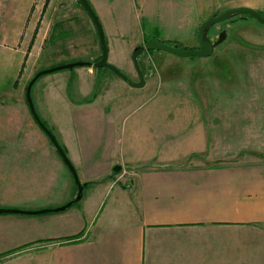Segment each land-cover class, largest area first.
Returning a JSON list of instances; mask_svg holds the SVG:
<instances>
[{"label":"crops","instance_id":"0c3cea01","mask_svg":"<svg viewBox=\"0 0 264 264\" xmlns=\"http://www.w3.org/2000/svg\"><path fill=\"white\" fill-rule=\"evenodd\" d=\"M79 1L0 0V10L27 12L23 34L28 41V29L36 32V46L26 49L23 58L34 59V53L36 57L41 55V60L46 61L39 64L43 66L41 70L92 62L93 57L98 58L94 62L100 59L97 50L88 55L84 52L80 56L72 53L62 57L57 53L49 55L45 48L53 18L66 20L61 15L53 16L65 12L78 21L79 14L72 13L79 9ZM89 1L93 4V0ZM260 1L264 5V0ZM49 14L52 17L48 18ZM70 25V22L58 24L65 38L71 32ZM103 28L110 34L106 35V41L111 58L119 47L118 33L115 26L103 24ZM75 31L73 28L71 35L74 45L79 37ZM145 39L142 33L137 35L133 47L144 44ZM8 67L17 70V66L8 64ZM87 68L95 69L96 73L85 71ZM75 69L84 71L70 75L62 87L64 95L60 96L56 88L43 89L50 93L48 99L34 103L43 121L45 117L38 106L43 102L45 112L49 108L53 134L85 186L83 197L87 193L84 205L83 197L78 201L82 204L74 222L43 225L37 231L38 237L32 241L42 243L41 253L47 251L45 257L52 259L42 264H264V156L246 153L234 161H214L209 156L213 135L208 130L206 102L200 94L201 98L178 86L155 89L142 101L130 92L124 102L111 105L106 97L114 86L104 82L102 94L97 95V72L103 68L82 66L69 71ZM119 82L116 87H120ZM201 85H205L204 90L209 87L206 82ZM25 116L28 119L27 113ZM24 132L13 133L9 126L4 136L21 140L27 138ZM34 133L43 138L40 132ZM21 149L26 150L22 146ZM49 150L53 154L55 149ZM31 151L36 157L40 154L42 162L35 163L33 170L41 175L35 173L31 181L35 190L27 196L42 194L59 184L68 195L55 200L54 206L71 200L78 188L73 186L69 168L57 160L59 177L44 176L42 151L40 148ZM11 160L10 157V166L4 167L6 162L0 164V190L8 195L13 188L28 193L27 179L23 178L22 186L13 177L21 171L25 176L30 165L12 166ZM51 163L53 166L54 162ZM116 166L121 167L119 171H115ZM8 199L0 197V208L40 210L51 208L49 203H53L42 197ZM52 213L37 218L46 219ZM81 215H86V225L82 224ZM81 231L83 234L78 235Z\"/></svg>","mask_w":264,"mask_h":264},{"label":"rangeland","instance_id":"374dc122","mask_svg":"<svg viewBox=\"0 0 264 264\" xmlns=\"http://www.w3.org/2000/svg\"><path fill=\"white\" fill-rule=\"evenodd\" d=\"M89 3L100 21H103L101 23L104 24V27H116L118 33L116 37L118 43L116 44L119 47L117 53L111 57L112 59L109 57V62L133 82H138L140 78L132 61V54L137 47V45L133 47V40L141 33L145 35L146 42L155 37L174 48L197 50L200 48L199 28L213 14H221L231 8L246 6L257 10L264 17V5L260 0H93V4L90 1ZM26 13L20 10H0V164L6 162L4 167L10 166L11 157L12 166H19L21 163L30 165L31 169L26 170L27 174L24 172L25 176H23V171L21 173L14 171L18 172V175L13 177V181L20 185L22 183V186H24L23 178L27 179L26 190L28 193L24 189L22 192L20 188H13V193L9 191V195L0 190V197L8 199L9 196L10 200L23 197L27 200L37 197L49 198L53 202L49 205L52 206L45 209H53L56 208L54 201L67 194V190L59 184L52 185V188L44 190L42 194H30L34 198L27 196L32 190H35L34 184L31 182L35 178V173L41 175L38 170H33L35 163L42 162L40 154L36 157L31 148H40L42 151L45 163L44 176L54 175L55 177V174H58L59 177L60 168L57 167L55 161H61L64 166L66 164L62 158L60 159V154L57 153L53 143L38 125L29 104L26 103L28 84L38 71L43 69V66L39 64L46 62L41 60V55L36 57V53H34V57L37 59L23 58L26 49L33 47L36 34L35 30L32 32V29L29 28L30 40L28 41L24 37ZM74 14H79L78 21L69 17L65 12H56L53 16L61 15L62 20L64 18L66 20L60 21V19L53 18V26L50 27L49 38L47 36L46 39L48 42L45 44V48L48 49L47 53L49 55L57 53V55L65 57L72 53L80 56L86 52L88 55L97 50L98 55L101 56L96 27L81 2L79 9L72 13V15ZM49 17L52 15L49 14ZM67 22L71 24L68 27L71 32L65 38V32L60 31L62 27L58 24ZM32 23L35 24L34 21ZM52 27L53 32L51 31ZM73 28H76L74 34L79 36L75 39V45L71 37ZM223 31H226V38L215 47L213 54L208 57H179L161 50L143 51L138 57L146 80V85L142 89L131 87L112 70L103 68L106 71L97 72V95L102 94L104 82H107L106 85L114 86L106 97L111 105L124 102V98H128L130 92L134 97L137 96V100L142 101L155 89L181 86L193 95L198 94L199 98H201L200 95L204 96L208 130L213 135L209 156L211 155L214 161H234L246 153H260L264 156V25L251 15L235 14L227 20L210 26L207 32L208 38L215 43ZM105 35L110 36L106 31ZM107 45L109 49V42ZM35 46L36 44H34V48ZM73 46L75 47L73 48ZM95 59L98 58L93 57L91 61L94 62ZM8 64L17 66V70L10 69ZM88 70H92L89 71L90 73H96L93 68L85 69V71ZM81 71L84 70L75 69L71 72L66 69L42 75L32 87L33 102L47 100L46 97L50 93L45 90L52 88H56L60 96L64 95L65 90L62 87L65 81L70 78V75L74 76L75 73L77 75ZM118 81H120V87H116ZM203 82L209 86H206L205 90L203 89L205 85H201ZM59 89L61 90L59 91ZM43 104L45 103L40 102L38 109L46 120L42 121L52 131L51 114L47 107L45 112ZM26 113L28 119L25 116ZM9 126L12 127L13 133L24 130L27 138L8 139V134L4 136V132H8ZM34 132H40L43 138H37ZM10 146L13 149L9 150ZM21 146L26 150H22ZM49 148L55 149L53 154ZM63 150L66 152L65 148ZM51 162H54L53 166ZM1 169L3 170V165ZM71 176L73 186L77 188L75 179L73 175ZM77 193L78 189L74 192L71 200L61 206L74 200ZM86 199L87 193L81 200L83 204L76 202L73 204L74 206L72 205L73 207L61 215L59 213L48 214L46 219H38L37 215L1 214L0 216L8 218L0 217V264L50 262L52 259L45 257L47 251L41 253L42 243L38 244L37 241H32L38 237L37 231L43 225L47 227L56 224L59 226L70 225L74 219L78 218L80 204L84 205ZM1 208L27 210L18 207ZM81 217L82 224L86 225V215H81ZM85 233H87V229ZM82 234L81 231L78 235ZM20 239H23L21 243H19ZM38 245H40L39 248Z\"/></svg>","mask_w":264,"mask_h":264},{"label":"water","instance_id":"95a60500","mask_svg":"<svg viewBox=\"0 0 264 264\" xmlns=\"http://www.w3.org/2000/svg\"><path fill=\"white\" fill-rule=\"evenodd\" d=\"M85 9L87 10L89 16L91 17L92 21L94 22L98 37H99V44L100 48L102 51L101 58L96 61V62H74V63H68L60 66H55L52 68L44 69L42 71H39L34 78L30 81L27 87L26 91V98L27 102L29 104L31 113L35 120L37 121L38 125L42 128V130L45 132V134L48 136L50 141L53 143L54 147L60 154L61 158L63 159L64 163L66 166L69 168L71 171L75 182L78 187V193L77 196L74 200L70 201L69 203L56 207L53 209H40V210H22V209H5V208H0V214H20V215H40V214H46V213H52V212H62L65 211L66 209L70 208L74 203L80 201L83 197V190H84V184L81 182L78 176V172L73 164V162L70 160L66 152L63 150L61 145L59 144L56 136L53 134V132L46 126V124L42 121L40 118L34 102L32 100L31 92H32V87L35 84V82L42 76L46 75L47 73H53L61 70H66V69H74L76 67H82V66H93L95 68H108L112 70L117 76L122 78L124 81L128 82L130 86L135 87V88H143L146 85V80L143 76L142 70L140 68V64L138 61L139 55L145 51V50H161V51H166L168 53L177 55L179 57H208L211 56L214 52V49L217 45H219L221 42H223L224 38H226V31H223L221 35L219 36L218 40L213 43L209 38H208V29L210 26L214 25L215 23L222 22L224 20L229 19L231 16L235 14H248L253 16L258 22L264 25V17L259 14V12L255 9L246 7V6H241V7H235L228 9L224 11L221 14H213L209 18H207L200 26L199 31H198V42L200 44V48L197 50H182L178 48L171 47L164 42L160 41L159 39L153 37L149 39L145 45H140L137 46L132 54V61L138 71L140 80L138 82H133L129 79V77L124 74L121 70H119L116 66L111 64L109 62V49L106 41V35L105 31L103 28V25L92 8L91 4L89 3L88 0H80ZM120 166L115 167V171L120 170Z\"/></svg>","mask_w":264,"mask_h":264},{"label":"flooded vegetation","instance_id":"af4514ba","mask_svg":"<svg viewBox=\"0 0 264 264\" xmlns=\"http://www.w3.org/2000/svg\"><path fill=\"white\" fill-rule=\"evenodd\" d=\"M218 15V14H217ZM146 44V41H145V43L143 44V45H145ZM146 51V50H145ZM101 58V57H100ZM139 80H140V78H139Z\"/></svg>","mask_w":264,"mask_h":264},{"label":"built area","instance_id":"2783aa9c","mask_svg":"<svg viewBox=\"0 0 264 264\" xmlns=\"http://www.w3.org/2000/svg\"><path fill=\"white\" fill-rule=\"evenodd\" d=\"M121 177H123V175H121V176L119 177V179H120Z\"/></svg>","mask_w":264,"mask_h":264},{"label":"trees","instance_id":"16d2710c","mask_svg":"<svg viewBox=\"0 0 264 264\" xmlns=\"http://www.w3.org/2000/svg\"><path fill=\"white\" fill-rule=\"evenodd\" d=\"M78 188V187H77Z\"/></svg>","mask_w":264,"mask_h":264}]
</instances>
